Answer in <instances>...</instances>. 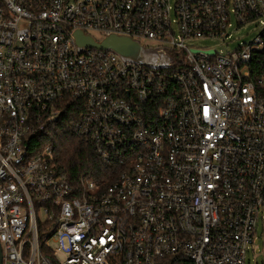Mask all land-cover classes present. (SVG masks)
Here are the masks:
<instances>
[{"label": "built area", "instance_id": "obj_1", "mask_svg": "<svg viewBox=\"0 0 264 264\" xmlns=\"http://www.w3.org/2000/svg\"><path fill=\"white\" fill-rule=\"evenodd\" d=\"M252 43L219 53L234 27ZM121 34L157 70L79 51ZM115 166L76 180L57 132ZM264 223V0H0L2 264H245Z\"/></svg>", "mask_w": 264, "mask_h": 264}, {"label": "water", "instance_id": "obj_2", "mask_svg": "<svg viewBox=\"0 0 264 264\" xmlns=\"http://www.w3.org/2000/svg\"><path fill=\"white\" fill-rule=\"evenodd\" d=\"M75 40L79 51L87 48L112 51L125 62L141 64L157 70L167 69L171 65V57L164 49L146 47L141 41L129 36L111 34L98 41L87 33L78 31L75 33ZM0 264H2L1 246Z\"/></svg>", "mask_w": 264, "mask_h": 264}, {"label": "trees", "instance_id": "obj_3", "mask_svg": "<svg viewBox=\"0 0 264 264\" xmlns=\"http://www.w3.org/2000/svg\"><path fill=\"white\" fill-rule=\"evenodd\" d=\"M54 144L58 168L72 180L83 175H91L100 180L109 171L116 169L115 166L101 160L91 146L69 133L63 134L58 131Z\"/></svg>", "mask_w": 264, "mask_h": 264}, {"label": "rangeland", "instance_id": "obj_4", "mask_svg": "<svg viewBox=\"0 0 264 264\" xmlns=\"http://www.w3.org/2000/svg\"><path fill=\"white\" fill-rule=\"evenodd\" d=\"M261 29L257 24H247L238 27L234 21V27L230 29V37L225 42L215 39L198 40L195 43L206 48L216 49L219 53H227L236 50L239 46L250 44L260 35ZM245 264H264V223L260 222L253 244L246 252Z\"/></svg>", "mask_w": 264, "mask_h": 264}]
</instances>
